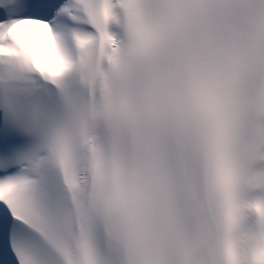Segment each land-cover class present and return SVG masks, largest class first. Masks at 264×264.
Listing matches in <instances>:
<instances>
[{
  "label": "snow or ice",
  "instance_id": "1",
  "mask_svg": "<svg viewBox=\"0 0 264 264\" xmlns=\"http://www.w3.org/2000/svg\"><path fill=\"white\" fill-rule=\"evenodd\" d=\"M0 264H264V0H0Z\"/></svg>",
  "mask_w": 264,
  "mask_h": 264
}]
</instances>
